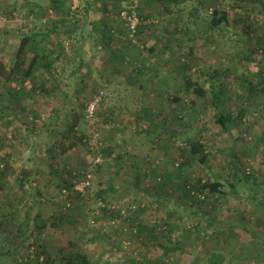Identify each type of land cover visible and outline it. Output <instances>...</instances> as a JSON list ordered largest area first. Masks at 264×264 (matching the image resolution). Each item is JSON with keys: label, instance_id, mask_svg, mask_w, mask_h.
<instances>
[{"label": "rangeland", "instance_id": "rangeland-1", "mask_svg": "<svg viewBox=\"0 0 264 264\" xmlns=\"http://www.w3.org/2000/svg\"><path fill=\"white\" fill-rule=\"evenodd\" d=\"M63 1L68 16L55 30L52 23L59 14L50 0H0V63L6 70L15 61L19 37L52 30L27 43V61L44 47L61 49L51 72L40 66L23 83L0 79V155L9 152L16 170L31 169L20 202L15 175L0 185V216L7 217L0 264H28L37 250H46L51 262L34 264H63L56 255L60 246L66 255L70 249L85 254L89 264H211L212 253H220L219 264H264V0H200V20L184 16L182 9L173 17L155 0H142L139 12L151 15L145 20L154 25L141 33V55L121 48L119 14L129 0ZM214 8L225 11L228 22L209 30ZM72 26L84 37L85 54L72 46L77 39H71ZM186 26L195 31L191 42L190 31L183 36ZM107 29L115 31L114 38L107 40ZM92 42L96 51L89 61L86 47ZM121 52L128 60L150 57L154 65L134 76L133 68L109 58ZM183 62L205 95L185 90ZM89 64L92 73L106 68L112 74L103 77L110 81L86 76ZM211 87L220 97L218 108ZM12 92H20V98L12 100ZM90 102L95 103L91 118ZM220 111L230 119L229 130L216 121ZM70 126L75 132L67 134ZM188 135L199 137L207 153L204 163L185 160L180 147ZM107 148L109 156L103 153ZM136 160L146 178H136ZM67 170L74 175L71 182L79 186L88 180V185L71 192L63 188L61 174ZM219 176L222 187L205 197L206 204L198 196L188 202L185 178L203 182ZM39 189L43 192L34 199ZM100 190L107 192L104 198ZM134 203L142 207L132 211ZM64 206L77 215L76 224L65 218L57 232H41L37 245L30 246L32 217L39 213L47 223L52 215L67 212ZM196 221L198 229L191 227ZM19 223L28 224L22 233Z\"/></svg>", "mask_w": 264, "mask_h": 264}, {"label": "trees", "instance_id": "trees-1", "mask_svg": "<svg viewBox=\"0 0 264 264\" xmlns=\"http://www.w3.org/2000/svg\"><path fill=\"white\" fill-rule=\"evenodd\" d=\"M155 2L160 4L162 7L163 13H166L168 15H170L172 12H175L174 11L175 9L173 8L174 6H176L175 8L177 10L181 9L180 7L177 6L181 2L180 0H155ZM64 3L65 2L63 0H50L51 9L54 11L55 14H59V16H58L59 18H55L54 22L52 23V25H53L52 29H55V27L58 25V23L64 22L65 21L64 19H66L67 18L66 16H68V14H67L68 9L65 10V8H63ZM141 3H142V0H140V5H141ZM131 6H132V0H129L128 6L126 7L127 10H129ZM139 7H137V10H138V17H139L141 22L137 26V31H136L137 35L135 37L136 42L133 43L129 38L126 37V33H127L126 28H125L124 24L121 23L122 33H123L122 34V40L125 42V45L122 46L121 48H122V50L123 49H129V48L137 49V52L140 53V55H141V52H142L143 46H144V45H142L143 43L141 42V33L144 32L145 29H148L149 27L154 25V23L152 21H150L149 23L146 22L145 19L146 18L148 19L149 16L142 17L141 13L139 12ZM61 8H63V9H61ZM209 17H210L209 23H208L209 30H213V29L219 27L222 23H224V25H226L228 22L227 13L225 11L219 10L217 8L213 9V11L210 13ZM149 19H152L151 15H150ZM189 31H190L189 27L186 26L184 28V31H183V36L188 34ZM149 33H150V31H149ZM37 34H40L41 36H45L46 34H52V30L51 31L49 30L48 32H46L44 34L42 32H40V33H34L33 32L27 36L19 37V44H18L17 50L15 52V61H14L13 65L8 70H6L5 67L0 63V79L4 78L5 80H7L9 82L23 83L25 78L27 76L31 75L32 72L36 69V67H40V66L47 68V70L51 72V67H52L54 61L57 60L58 54L61 53V49L57 50L55 48V49H50L51 51H47V49H46L47 47L46 48L44 47L45 49L41 47L42 48L41 54L34 53V55L32 56V58L29 61H27V59L25 57L26 56L27 43L29 41H34L35 38L37 37ZM115 34H116L115 31H113L112 29H110V30L107 29V32H106V34H104V36L107 35L108 36L107 40H109L111 38H114L113 36ZM189 36H190V34H189ZM152 38H153V42H154V34H153ZM188 40H189V42H191V40H193V39L190 36V38ZM140 46H142V47H140ZM55 50L57 51L56 52L57 55L54 52ZM153 50H154V44H152V47L149 48L148 51L151 52ZM191 53H193V47L190 45L189 46V54H191ZM125 54H126V52H121L120 55H116L115 53H112L111 59H113L114 61H117L119 58V61H122L126 68H133L134 76H135V74L140 75L139 73H143L144 70H147L149 67H152L154 65L153 61L150 62L148 60L150 62V63H148L146 61V57H143V56L141 57L138 55L137 57H133L130 60H128L127 58H125ZM244 55L248 59L250 54L247 52V53H244ZM118 56H120V57H118ZM126 57H127V55H126ZM139 62L141 63L140 66H138ZM92 67H93L92 64L88 65L86 76H91V74L93 72ZM180 68H181V71L184 72L183 79H184L185 90L187 92L188 91L193 92L198 96L205 95L206 91L204 90L202 85L199 84L196 80H193L192 77L186 72V70H188L190 68L188 63L183 62V64L180 65ZM150 71H152V70H150ZM209 71H208V73H209ZM152 73L154 74V72H152ZM209 91L212 94L213 105L215 106V108H218L219 101H220L219 95H217L215 93V90L212 87L210 88ZM10 96H12L11 97L12 100H14L15 98L18 100L20 98V92H12L10 94ZM10 102L11 101H9L8 104H10ZM7 108H9V106H7ZM216 121L218 123H220L226 130L230 129V119L228 118L227 114H224L221 111L218 112L217 116H216ZM153 127H154V125H153ZM73 130H74V126H70L67 129L66 133L68 134L71 132H75ZM198 138L199 137H194V136H189V135L187 137H185V140L182 144V147H180L181 148L180 151L182 152L184 157H187V159H185V160H187V161L188 160H195V161H198L199 163L202 164L205 162V160L207 158V153L204 152V149L202 148L203 145L199 142ZM103 153L106 154V156L111 155L109 148L104 150ZM10 159H11V155L9 152H6V153L0 155V185L3 183L7 184L6 179L9 176L15 175L17 188H19V190L21 191V194H19L18 198H17V202H20L26 193L25 188H27L28 184L31 182V169H30V167L24 166V167H20V168H18V170H16L15 168L12 167V165H10ZM181 164L184 165L185 163H181ZM177 167H179L178 164H177ZM181 167H182V165H180L179 168H181ZM179 168L177 170H178V173L180 175V173H182V170H180ZM139 169H140L139 172L136 171V178H140V176H143L146 178L147 174L144 173L142 168H139ZM136 170H137V168H136ZM54 173L56 175H58V172L53 171L52 174H54ZM64 174H65L64 178L61 177V180H60L61 186H63V188H65L69 192H71L74 189V182L73 181L71 182L70 178L74 177V175L70 170L64 171L61 174V176ZM244 176L246 179H249V177H250L247 174L245 175V173H244ZM49 180H50V183H52L54 185L60 184V182L57 183V182L53 181L51 178H49ZM219 180H222L220 176L216 177L213 181H211L210 179H206L203 182L201 181V178H194V177L185 178L183 180V182H184L183 194L186 195V199H188V202H190V203H193L194 202L193 198H195V196H198L197 197L198 201L206 204V202L204 200L205 197L209 193L211 194V193L217 192L221 189L222 183ZM61 186L59 185L60 190H61ZM161 186L162 185L160 184V187ZM231 186H234V185L231 184ZM145 188H146V186H145ZM36 191L37 192L33 195L34 199L37 198L36 197L37 195H40L41 192H43V191H40V189L36 190ZM198 192L203 194L202 200L199 198ZM99 193H100L99 197L104 198L103 196H105V193H107V192L105 190L104 191L100 190ZM68 200L71 201V198H68ZM133 200L134 199H132L131 202H133ZM64 202L66 205H68L66 203L65 198H64ZM135 203H136V199H135ZM135 203H134V205L131 204V206H135ZM34 205H38V203L34 201ZM67 207H69V206H67ZM136 207H142V206L140 204H138L134 208L131 207L130 209H132V211H135ZM31 208H33L32 205L27 208L29 210V212L28 211L26 212V219H28V215L30 214ZM205 208L208 209V207H205ZM65 209L67 210V212L59 213L58 216L52 215L51 219L49 221L47 219V221L49 222V223L47 222L48 224L46 223V221L41 219V216L39 213H36V215L34 217H32L33 222L31 225V229H29V232H30L29 236H30V238H32V243L30 246H32L33 244L37 245V242L39 240L41 232L46 231L47 229H48V231H50V234L57 232L56 230H57L58 224L61 222H65L64 221L65 218H66V220H69L68 222L71 224V226L76 224L75 222H76L77 218H75V217L77 215L72 216V213L70 212V210H68L66 207H65ZM193 212L198 213L197 209L194 210ZM14 216H16V213L14 214ZM202 218L204 220H207V218L204 217L203 215H202ZM6 219H7L6 216H3V217H2V215L0 216V233L5 232L3 223L5 222ZM198 224H199V221H196L195 225H192L191 227H193L194 229H198L199 228ZM23 225L25 226V228H28L27 223L26 224L19 223L18 229L20 230V232L23 229ZM38 246L41 247L43 245L38 244ZM76 247L77 246H75V248ZM45 252H46V250H37V252H35V254H36L35 259L31 258V259L27 260L26 263L34 264L35 262H37V263L38 262H40V263L51 262V259L49 260L48 255L45 257V254H44ZM68 252H70V253L68 255H66V248L63 246H60L57 248V254L56 255L59 258H61V260L64 261L63 264H89V261L87 260V257L85 254L79 253L78 251H76L78 253H76L74 251L75 254H73L72 253L73 251L71 249L68 250ZM212 254L213 255L211 256V264H219V262L221 261L220 253H212ZM39 258L40 259L42 258L41 261H39ZM43 258H44V262H43ZM52 260H54L53 257H52ZM138 264H144V263H138Z\"/></svg>", "mask_w": 264, "mask_h": 264}, {"label": "crops", "instance_id": "crops-1", "mask_svg": "<svg viewBox=\"0 0 264 264\" xmlns=\"http://www.w3.org/2000/svg\"><path fill=\"white\" fill-rule=\"evenodd\" d=\"M103 1H105V0H103ZM181 2V4H179V5H177L178 7H180L181 9H182V11L184 12V16H187V15H191V16H194L197 20H200L201 19V13H200V10H201V4H202V2L200 1V0H197V1H194V0H180ZM186 3H189V5L188 6H190L188 9H185V5H186ZM176 6H174L173 8L175 9L174 11L175 12H177V11H179V9L177 10L176 8H175ZM180 9V10H181ZM175 12H172L170 15L171 16H173L174 17V15H175ZM55 18H59L58 16H55ZM190 25H193V23H190ZM55 30H59V28L56 26L55 27ZM79 30L80 29H78L76 26L75 27H71L70 28V32H71V39H73V37L74 36H76V41H73L72 40V46H75V48H76V45H77V48H79L80 50H81V53L82 52H84V54H85V51H84V49H85V46L84 45H82V40L84 39V37L83 36H78L79 35ZM81 30H83V29H81ZM93 33V30L90 28V29H88V31H87V35H88V37L91 35ZM83 34V33H82ZM190 36L191 35H194L195 34V31H193L192 29L190 30ZM84 35V34H83ZM192 37V36H191ZM151 48V47H150ZM95 51H96V47L94 46V44H93V42H92V44L90 45V43H88L87 44V47H86V56L88 57V59H89V61L91 60V59H93V57L95 56ZM154 51V50H153ZM93 54H94V56H93ZM96 57H98V56H96ZM110 59H111V57H109ZM150 59V57H146V59ZM152 59V58H151ZM149 60L150 62H152V60ZM107 61H110V60H107ZM94 64L96 65V62H94ZM100 65V64H99ZM107 66H110V64H107ZM113 70H116L117 71V69L114 67V66H112V71ZM99 72L100 73H92V74H95V75H97L95 78H99V79H102V80H108V81H110V78H108V77H103L104 76V74L106 73V74H112V73H109V72H107V70H106V68H105V70H103V71H100L99 70ZM115 72H113V74H114ZM111 110H114V109H110V111ZM154 125V124H153ZM138 160V159H137ZM136 160V162L134 163V167H136L137 168V170H136V168H135V171H140V169L139 168H141L140 167V165L138 164V161ZM137 172V173H138ZM141 173V172H140ZM136 175V174H135ZM141 177H143V176H141Z\"/></svg>", "mask_w": 264, "mask_h": 264}, {"label": "built area", "instance_id": "built-area-1", "mask_svg": "<svg viewBox=\"0 0 264 264\" xmlns=\"http://www.w3.org/2000/svg\"><path fill=\"white\" fill-rule=\"evenodd\" d=\"M140 6V0H132V6L130 7L129 10H124L121 11V13L119 14L120 19L122 20L125 28H126V37L129 38L133 43L136 42L135 37L137 35V26L140 24V19L138 17V10L137 7ZM263 15H264V5H263ZM142 47V46H140ZM94 102H90L86 108L87 112L89 113L90 118L93 116V111H94ZM97 162H100V156L97 157L96 159ZM177 166V165H176ZM74 188L77 190H81L80 186H85L88 185V180L80 183L79 186L76 185V183L74 182ZM63 192H65V189L62 190ZM203 198V196H202ZM132 208H134L135 206H131ZM129 243H125V248L127 247Z\"/></svg>", "mask_w": 264, "mask_h": 264}]
</instances>
